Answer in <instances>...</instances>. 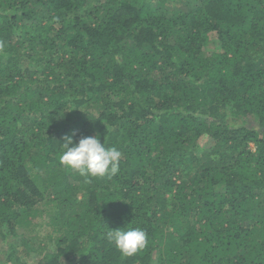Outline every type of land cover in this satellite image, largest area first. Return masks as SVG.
I'll use <instances>...</instances> for the list:
<instances>
[{
    "label": "trees",
    "instance_id": "trees-1",
    "mask_svg": "<svg viewBox=\"0 0 264 264\" xmlns=\"http://www.w3.org/2000/svg\"><path fill=\"white\" fill-rule=\"evenodd\" d=\"M73 131L119 171L66 170ZM127 227L133 256L107 237ZM11 237L0 264H264V0H0Z\"/></svg>",
    "mask_w": 264,
    "mask_h": 264
},
{
    "label": "clouds",
    "instance_id": "clouds-1",
    "mask_svg": "<svg viewBox=\"0 0 264 264\" xmlns=\"http://www.w3.org/2000/svg\"><path fill=\"white\" fill-rule=\"evenodd\" d=\"M75 135V131L65 134L61 144L59 159L66 170L76 171L84 177L111 176L119 171L122 155L119 150L106 147L99 134L81 137L78 143L73 139ZM107 237L124 256H133L148 244L147 232L140 227L112 229Z\"/></svg>",
    "mask_w": 264,
    "mask_h": 264
},
{
    "label": "rangeland",
    "instance_id": "rangeland-1",
    "mask_svg": "<svg viewBox=\"0 0 264 264\" xmlns=\"http://www.w3.org/2000/svg\"><path fill=\"white\" fill-rule=\"evenodd\" d=\"M200 141L202 143H205V144L211 142L210 139L207 137H202ZM38 221H40V222L42 221V225L36 227L35 232L38 234L37 236L42 237L45 234H47L48 232L49 233L51 232V228L49 226H47L44 222V221H46V218L44 219L42 217H39ZM20 241H21V238L17 239V238L11 237V238H7L4 242L0 243V259L2 256H3V258L5 257L6 251L9 252L10 250H15V252H16L15 254L17 256L23 257L24 252H23V250L20 249V244H19ZM49 248H50V246H49Z\"/></svg>",
    "mask_w": 264,
    "mask_h": 264
}]
</instances>
